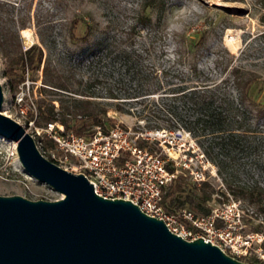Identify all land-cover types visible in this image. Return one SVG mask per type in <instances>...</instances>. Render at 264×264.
<instances>
[{
    "label": "rangeland",
    "instance_id": "rangeland-1",
    "mask_svg": "<svg viewBox=\"0 0 264 264\" xmlns=\"http://www.w3.org/2000/svg\"><path fill=\"white\" fill-rule=\"evenodd\" d=\"M160 13L162 19L159 20ZM75 18H82L93 26L96 34L106 37L105 42L91 51L88 43L75 40L84 34L83 25L72 28ZM23 25L26 27L22 29ZM201 33L206 35L204 40L192 49L188 39L196 36L199 39ZM32 45L42 48L41 66L35 74L27 71L24 82L11 91L8 61L19 50ZM122 50L140 53L144 69H156L157 80L163 86L180 83L182 77L211 86L218 84L223 94L239 104L236 81L251 78L264 83V0H0L2 111L27 128L39 150H44L45 154L54 151L44 149L49 137L43 126L34 123L37 99L52 101L55 111L62 105L71 117L76 104L73 99L87 98L56 89L40 93L42 70L48 62L51 74L62 75L69 90L91 93L97 108L107 109L110 120H104L105 126L118 123L143 135L164 132L162 136H149L146 144L171 163L176 169L175 175L183 173L190 181L202 176L214 189L207 206L212 209L211 213L222 216L216 225L223 237L213 238V243L237 259L253 253L263 257L262 235L240 229L242 216L249 219L252 226L264 225V213H257L243 200L234 199L225 189L214 163L204 156L201 139L195 138L184 126L182 117L160 110L165 102L161 97L164 88L150 91L156 80L149 91L139 92V81L133 79L131 71L123 65ZM192 65L196 66V73L190 71ZM234 68L239 72L234 74ZM109 92L117 99L108 98ZM116 104L123 111L115 110ZM31 114V120L27 121ZM247 121L250 129L258 133L256 140L261 144L254 153L239 159L236 181L257 182L264 187V117L249 115ZM141 141L143 138L137 143ZM57 164L66 168L60 162ZM0 195H20L30 200L61 197L23 169L15 143L2 136ZM235 249L244 254H235Z\"/></svg>",
    "mask_w": 264,
    "mask_h": 264
},
{
    "label": "water",
    "instance_id": "water-1",
    "mask_svg": "<svg viewBox=\"0 0 264 264\" xmlns=\"http://www.w3.org/2000/svg\"><path fill=\"white\" fill-rule=\"evenodd\" d=\"M3 102L0 83V136L15 143L23 169L61 197L0 195V264H249L202 237L183 239L128 200L97 195L83 174L45 157Z\"/></svg>",
    "mask_w": 264,
    "mask_h": 264
},
{
    "label": "trees",
    "instance_id": "trees-1",
    "mask_svg": "<svg viewBox=\"0 0 264 264\" xmlns=\"http://www.w3.org/2000/svg\"><path fill=\"white\" fill-rule=\"evenodd\" d=\"M162 13L159 14V20ZM148 21L151 19L148 17ZM83 25L84 34L76 38L79 42L88 43L89 49L94 51L105 42L106 37L96 34L93 26L86 23L82 18H75L72 28ZM26 26L23 25L22 29ZM74 37L75 35L72 34ZM205 33L196 37L189 38V45L193 49L197 44L202 43ZM75 38V37H74ZM123 65L131 71L132 78L140 83L139 92L149 91L151 86L155 87L150 91L163 89L161 97L165 99L164 105L160 110H164L170 116L181 118L184 126L193 134L195 138L201 139L204 156L212 161L217 168V172L222 177L227 192L236 200H243L252 206L257 213H264V187L259 183L242 184L237 180L240 167L238 161L242 156H249L257 150L261 142L256 140L258 133L250 129L247 121L249 115L264 117V83L255 82L251 78L239 79L234 83L235 88L240 94L239 104L227 97L220 91V86L198 83L180 78V83H167L163 86L158 77V71L151 69L146 71L141 63L142 55L138 52L131 54L129 51L122 50L120 54ZM43 59L42 48L32 45L28 49L19 50L18 54L8 61L7 72L9 74L10 90L15 91L19 83L25 80V73L29 70L33 74L37 73ZM50 63L43 67V85L39 91L58 90L71 92L87 98H74L75 110L68 117L69 110L62 105L59 111H55L52 101L45 102L43 98L37 99V118L34 121L36 126H44L47 123H60L64 125L66 131H72L76 135H91L96 126H100L106 131L107 126L104 120L107 117V109L99 110L97 103L91 99V93L85 94L80 90H69L62 75H53L50 71ZM192 73L198 70L195 65L190 67ZM234 74L239 72L238 68L232 70ZM163 73V72H162ZM163 74H167L166 72ZM35 81L34 77H31ZM146 86V87H144ZM42 95V94H41ZM108 98L117 99L113 93L109 92ZM115 110L123 111V108L116 104ZM152 110V109H150ZM32 114L27 118L31 120ZM183 116L187 118H183ZM123 126V125H121ZM154 127V126H153ZM44 149H54L55 143L46 139ZM140 147L146 146L145 141L138 143ZM41 153L52 162L56 163L50 156ZM57 164V163H56ZM167 168L174 172L176 169L167 164ZM214 189L207 180L190 181L188 175L179 173L175 175L173 181L166 187L164 192V209L167 212H176L187 206L195 215L205 216L211 213L207 204L212 198ZM187 209V208H186ZM189 210V209H188ZM219 221V219H217ZM216 224H219L218 222ZM242 232H253L262 235L260 248L264 253V225H250V220L242 216ZM218 226V225H217ZM246 228H245V227ZM249 264H264V256L260 257L256 253L248 257L238 258Z\"/></svg>",
    "mask_w": 264,
    "mask_h": 264
},
{
    "label": "built area",
    "instance_id": "built-area-1",
    "mask_svg": "<svg viewBox=\"0 0 264 264\" xmlns=\"http://www.w3.org/2000/svg\"><path fill=\"white\" fill-rule=\"evenodd\" d=\"M42 129L55 143V152L46 155L66 165L64 169L83 174L93 184L97 195L132 202L147 215L162 219L172 233L186 240L202 237L213 243V238L223 237L216 225L222 216L214 211L205 216L195 215L186 208L165 211L164 192L175 173L167 168V159L148 143L144 147L137 143L141 138L146 143L149 136H162L164 132L143 135L118 123L107 127L106 131L96 126L87 136L66 131L60 123H47ZM199 180L204 179L201 176ZM233 252L244 254L240 249Z\"/></svg>",
    "mask_w": 264,
    "mask_h": 264
}]
</instances>
